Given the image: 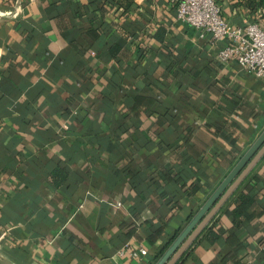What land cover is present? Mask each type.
Segmentation results:
<instances>
[{
  "label": "crops",
  "instance_id": "1",
  "mask_svg": "<svg viewBox=\"0 0 264 264\" xmlns=\"http://www.w3.org/2000/svg\"><path fill=\"white\" fill-rule=\"evenodd\" d=\"M127 1L0 0V264H155L264 130V80ZM181 257L264 264V155Z\"/></svg>",
  "mask_w": 264,
  "mask_h": 264
},
{
  "label": "built area",
  "instance_id": "2",
  "mask_svg": "<svg viewBox=\"0 0 264 264\" xmlns=\"http://www.w3.org/2000/svg\"><path fill=\"white\" fill-rule=\"evenodd\" d=\"M170 1L176 8L177 18L200 31L199 39L207 40L211 45H220L216 54L217 63L225 66L235 61L252 78L264 80V23L260 19L231 26L216 0ZM128 251L127 254L132 257L146 255L145 249H140L138 253ZM118 254L125 252L120 250Z\"/></svg>",
  "mask_w": 264,
  "mask_h": 264
},
{
  "label": "water",
  "instance_id": "3",
  "mask_svg": "<svg viewBox=\"0 0 264 264\" xmlns=\"http://www.w3.org/2000/svg\"><path fill=\"white\" fill-rule=\"evenodd\" d=\"M255 140V143L240 158L237 165L227 174L155 264H177L179 262L183 253L198 238L200 232L214 218V215L264 155V130Z\"/></svg>",
  "mask_w": 264,
  "mask_h": 264
},
{
  "label": "trees",
  "instance_id": "4",
  "mask_svg": "<svg viewBox=\"0 0 264 264\" xmlns=\"http://www.w3.org/2000/svg\"><path fill=\"white\" fill-rule=\"evenodd\" d=\"M224 0H216L218 5L221 7ZM228 3H232V6H243L247 9L250 16L258 15V18L264 17V0H226ZM116 2L122 4L125 8L130 6V3L127 0H116ZM260 11V12H259ZM238 202L232 211V216L242 218L246 212H248L255 204V200L250 194V190L246 189L245 192H242L238 196ZM172 242V241H171ZM168 243L169 244H171ZM167 245V246H168ZM165 249H163L164 251ZM162 251V252H163ZM161 252V254H162ZM153 264V262L151 263ZM177 264H187L183 257L177 262Z\"/></svg>",
  "mask_w": 264,
  "mask_h": 264
}]
</instances>
